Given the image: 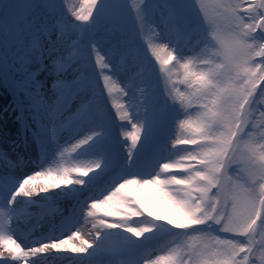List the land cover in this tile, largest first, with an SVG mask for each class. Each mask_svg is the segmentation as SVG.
<instances>
[{"label":"bare ground","instance_id":"6f19581e","mask_svg":"<svg viewBox=\"0 0 264 264\" xmlns=\"http://www.w3.org/2000/svg\"><path fill=\"white\" fill-rule=\"evenodd\" d=\"M159 37L152 38L151 46L162 54ZM39 54L38 62L34 59L26 65L31 77L24 78L22 95H5L0 87V252L11 256V260L0 259V264H145L144 253L149 248L160 247L181 232L179 227H172L177 221L169 223L163 211L171 216L177 206L191 202L189 195L177 198L181 177L168 175L188 167L176 154L173 128L166 125L160 138L165 147L141 164L138 178L131 180L128 189L125 184H116V174L126 169L122 159L127 152L128 133L139 128H132L136 118L133 100L122 92H109L107 82L100 83V103L84 116L68 115L60 123L57 118L66 104L67 91L59 94L55 106L49 107L55 92L51 95L45 85H50L51 77L65 63L58 60L50 65L49 51ZM77 106L76 101L68 113ZM92 113H99L94 120L99 121L97 125H103L102 121L112 123L108 133L96 132L93 122L84 124ZM73 129L77 130L73 137L58 146L60 138ZM82 139L86 142L78 143ZM97 153L100 158L95 157ZM119 157L121 162L109 172ZM31 162L39 163V168L24 174L26 164ZM25 177L33 181L29 191L32 186L46 190L34 194L30 191L28 196L17 194L14 200L12 192ZM59 180L67 183L53 187ZM126 192L143 214L120 222L131 227H125L124 236L131 234L135 241L113 239L114 233L121 235L124 231L109 223L113 217L108 209L117 196ZM92 194L94 198L86 200ZM150 220L169 229L147 239L145 231L138 229L150 226ZM124 241L127 250L120 249L125 247ZM170 249L175 248L168 244L158 258L174 256Z\"/></svg>","mask_w":264,"mask_h":264},{"label":"rangeland","instance_id":"374dc122","mask_svg":"<svg viewBox=\"0 0 264 264\" xmlns=\"http://www.w3.org/2000/svg\"><path fill=\"white\" fill-rule=\"evenodd\" d=\"M49 2L59 3V0H49ZM65 2L71 7L75 0H65ZM148 2L151 5L155 23L146 26H141L134 17V7L139 4V0H99L98 5L95 3L96 9L92 17L94 27L89 29L85 25L81 33L73 37L76 42L72 45L70 52L59 60L65 63V67L59 68V72L51 77L50 85H45V88L51 95H53V92L56 93L57 89H62L60 86H63L64 81L59 79V77L65 72L67 63L81 58V60L87 62L88 71L95 80L99 90L101 84L96 74L90 47L91 44H95L99 54L110 61L109 66L113 68V72L110 74L114 83L107 82L110 85L109 89H112L109 92H122L124 95L130 96L134 102V115H136L132 128L138 126L140 129L135 144L128 139L127 152L122 159L125 162L126 169L116 174L114 182L116 184H125L128 189L129 183L132 182L131 180L138 178L141 164H146L147 160L150 161V158L158 149L165 147V144L161 143L163 139L160 140V138L168 124L170 128H173L171 130L172 140L177 141L178 144L176 154L188 166L183 172L174 171L168 175L182 178H180L181 184L178 187L180 196H177V198H184L189 195L191 196V202L185 206H177L171 216L167 211H163V215L168 219L169 223L177 221L175 222L176 225H188L192 213L195 212L200 215L206 202L212 201L216 207H220L219 201L212 200V197L216 192V185L223 168L215 167V170L212 171L217 159V152L214 147L215 137L211 133L214 128V121L218 115L217 108L226 99L227 89H221L215 80L209 79L201 63L193 62L184 66L173 67L175 61L171 48H164L162 54L156 53L152 49V38L161 34V20L168 14L174 0H148ZM201 2L204 5V12L212 15L215 10L208 7L209 0H201ZM14 4L15 0H0V87L5 95L20 96L23 94L22 89L25 87L24 78L28 77L30 79L31 72L26 69V64L21 59V56L25 53V47L20 43V35L27 29L23 26L5 23L14 12ZM115 4L119 5L118 9L113 7ZM180 4L185 15L190 21L195 23L200 15V4L197 3V0H180ZM241 7L243 9L241 15L245 17L260 19L264 15V0H242ZM59 10L66 15V10L62 6ZM114 12L118 13L123 37L131 41L140 52L138 62L131 57L123 61L126 67L121 72H116L114 69V61L111 59L112 43L107 40L105 35V29L112 22ZM260 23H264V19H260ZM157 25H161V27H157ZM256 35L259 38L264 36V33H261L259 28H256ZM54 38L55 36H53ZM44 51H49L46 43L41 54ZM60 52L63 53L64 49L61 48ZM37 55L40 56L39 53ZM256 59L259 61L260 58ZM260 66L264 67V63H261ZM252 75L254 76L255 73ZM130 78L133 80V87L128 86ZM257 85L264 87V77L257 81ZM98 90L95 97L86 91L83 97L85 107L90 103L86 112L100 103V90ZM67 94L66 104L61 107L63 112L58 114V118L56 117L60 123H63L64 119L68 117L67 113L70 111L71 106L80 99L75 93L67 92ZM169 96L173 97V99H167ZM93 100L94 102L91 103ZM98 116L99 113H92L83 122L85 125L93 122L95 123L96 132L108 133L112 123L109 121L104 123L102 121L103 125L99 126L97 125L98 120L94 121ZM186 116H190L191 119H187L185 123L181 124L179 121ZM0 129H2L1 124ZM76 132L77 130L73 129L68 133L69 135L64 134L60 141L57 142V145L67 143ZM196 145L205 146V151L200 155L188 154L189 150L194 149ZM239 154L242 158L239 167L247 168L246 176L243 179H237L240 174L234 169L238 165L233 164L229 168L225 179L228 182L229 191L235 195L239 207L245 210L249 204V194L254 190L259 196L260 189L264 188V167L260 166L261 160H264V145L253 141L247 149L240 151ZM251 154H254L252 159L256 161L255 163H250L247 159ZM95 157L100 158L101 155L97 153ZM119 162H121L120 157L117 164L114 163L109 172L114 167L116 168ZM155 163L157 165V161ZM155 163L152 162L151 164ZM39 166V163L34 162L26 164L24 174L36 171ZM197 169L205 170L197 171ZM234 179L239 187L234 188L232 186ZM92 198H94L93 194L88 196L86 200H92ZM230 206L231 201L226 207ZM257 210L255 221L250 228L255 229V247L258 252L260 241L259 227L264 225V204L257 203ZM108 211L113 217L109 223L113 227L124 231V234L121 235L114 233L112 238L118 241L122 238L135 241L131 234L124 236L127 235L125 234V227H131L128 224L120 223L129 217L143 216L129 193L126 192V194L117 196ZM221 219L223 220V216H221ZM149 222L150 226H143V229H150V231L144 232L147 239L158 237L160 231L169 229L159 222L151 220ZM237 222L239 223V218ZM179 228L180 234L173 235L160 247L149 248L144 253V258L150 260L152 264H177V261H180L181 264H192L189 258V250L191 249L194 254L199 252L198 259L201 264H217L218 261H226L228 259L227 254L222 253L220 249L212 251L207 248L205 239L200 238L201 233L213 231L221 239L240 240L241 242L244 240V237L236 233L215 231V225H213L212 229H208L207 225L181 226ZM187 230L192 231L189 234H185ZM41 242L42 240L38 241L39 244ZM122 244L125 247H120V249L127 250V242L124 241ZM168 244L173 245L177 249V253L169 258H158ZM243 254L248 255L255 261V264H260L258 254L253 255L247 249H244Z\"/></svg>","mask_w":264,"mask_h":264},{"label":"clouds","instance_id":"9594fccd","mask_svg":"<svg viewBox=\"0 0 264 264\" xmlns=\"http://www.w3.org/2000/svg\"><path fill=\"white\" fill-rule=\"evenodd\" d=\"M80 3L81 0H75V3L69 7L65 0H59V3H50L49 0H15L14 12L5 23L27 29L20 35V43L25 47V53L21 56L24 64H31L34 59L38 62L37 53H41L46 43L50 53V65H55L62 56L70 52L76 42L73 37L81 33L85 25L89 29L94 27L93 16L86 22L78 19L76 10L79 9ZM95 3L98 5L99 0H95ZM197 3L200 4V15L193 23L182 10L180 0H174L168 14L161 20L159 39L161 47L172 49L175 61L173 67L199 62L204 66L205 74L209 79L215 80L221 89H227L226 99L217 108L218 115L211 133L215 137L214 147L217 152L212 171L215 167L223 168L216 185V192L212 197V200L219 201L220 207L208 201L204 204L200 215L192 213L188 225L173 224L172 227L207 225L208 229H212L215 225L217 232L236 233L244 237L243 242L221 239L213 231L201 233L200 238L205 239L206 247L212 251L220 249L222 253L227 254L228 259L218 261L217 264H255L248 255L243 254L244 249L253 255L258 254L260 264H264V225L259 227L258 252L255 247V229L250 228L257 215V203L264 204V188L260 189L259 196L253 190L249 194L247 209L242 210L233 192L229 191L225 179L233 164L238 165L234 169L240 174L237 179H243L247 174V168L239 167L242 159L239 152L247 149L253 141L264 145V87L257 85V81L264 77V67L260 66L264 63V36L258 38L256 35V28L264 33V23H260L264 15L260 19L241 15L242 0H209L208 7L215 10L212 15L204 12L201 0H197ZM61 6L66 10V15L59 10ZM113 7L118 9L119 5L115 4ZM134 17L141 26L155 23L148 0H139V4L134 7ZM105 35L112 43L111 59L114 61L116 72L125 69L123 61L128 57L139 61L140 52L131 41L123 37L118 13H113L112 22L105 29ZM90 47L100 83L102 85L105 82L114 83L110 74L113 72V68L109 66L110 61L99 54L95 44H91ZM61 48L64 49L63 53L60 52ZM97 58H101L100 63H97ZM256 58H260L259 61ZM59 79L64 81L63 87L54 93L49 107L56 105L59 94L64 91L75 93L80 97L78 106L74 112L67 115H72L73 118L84 116L90 104L85 107L83 97L86 91L93 97L97 94V85L88 71L87 62L81 58L68 62L65 72ZM132 81L130 78L129 87H133ZM104 90L106 92V89ZM167 99L173 97L169 96ZM93 102L94 100L91 101ZM187 119L191 117L186 116L179 122L183 124ZM86 139L79 140L78 143L83 144ZM204 151L205 146L196 145L188 154L200 155ZM253 155L247 157L250 163L256 162L252 159ZM260 166L264 167V160H261ZM204 170L197 169V171ZM232 186L239 187L235 179L232 181ZM17 194L19 187L12 192L14 200ZM229 201L231 206L226 207ZM138 231L144 232L150 229L141 228ZM170 251L177 253V249ZM199 255V252L194 254L191 249L189 250L192 264H201ZM0 259L11 260V256L0 252ZM145 264L152 262L146 260ZM177 264L181 262L177 261Z\"/></svg>","mask_w":264,"mask_h":264},{"label":"snow or ice","instance_id":"6c2138e0","mask_svg":"<svg viewBox=\"0 0 264 264\" xmlns=\"http://www.w3.org/2000/svg\"><path fill=\"white\" fill-rule=\"evenodd\" d=\"M95 0H92V3L90 4L89 0H81L80 7L79 9L76 10V15L79 20L81 21H89L91 17L94 15L95 11ZM101 58H97V63H100ZM112 89H109L111 91ZM115 104V102H113ZM140 129L137 128L131 132L128 133V139L135 144L137 142V136L139 134ZM47 183V181H45ZM67 183L64 180H59L52 186H58L60 184H65ZM33 184L32 180L29 179H24L22 183H19V194H22L24 196H28L30 194V191L32 194H34L37 191H45L46 189L40 188L37 189L36 187L32 186L29 191V186Z\"/></svg>","mask_w":264,"mask_h":264}]
</instances>
